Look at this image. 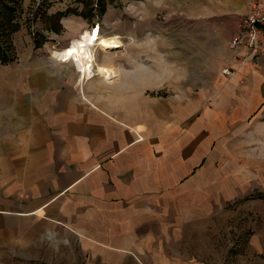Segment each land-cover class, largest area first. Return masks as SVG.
<instances>
[{
	"label": "crops",
	"instance_id": "1",
	"mask_svg": "<svg viewBox=\"0 0 264 264\" xmlns=\"http://www.w3.org/2000/svg\"><path fill=\"white\" fill-rule=\"evenodd\" d=\"M250 11L251 0H218L219 58L206 91L213 103L193 122L188 100L177 111L173 98L148 97L149 105L130 110L98 105L92 81L44 57L39 44L33 61L15 63L18 73L0 86V248L70 234L141 264H165L155 249L200 233L194 213L210 210L222 179L212 141L224 121L228 129L264 105V53L245 58L243 47L230 46Z\"/></svg>",
	"mask_w": 264,
	"mask_h": 264
},
{
	"label": "rangeland",
	"instance_id": "2",
	"mask_svg": "<svg viewBox=\"0 0 264 264\" xmlns=\"http://www.w3.org/2000/svg\"><path fill=\"white\" fill-rule=\"evenodd\" d=\"M0 1L9 6L4 9L0 4V41L11 56L8 61L0 58V86L18 73L15 63L34 60L37 44L44 57H58L78 68L65 49L85 29H99L120 35L123 44L108 50L94 46L98 61L114 69L89 79L98 105L130 110L149 105L148 97L173 98L177 111L188 100L193 122L201 107L213 103L206 91L219 58L214 32L218 0H109L104 10L96 0ZM56 10L64 14L58 17ZM46 35L50 38L41 43ZM62 35L70 37L64 45H54ZM230 46L243 47L245 58L253 54L244 46ZM263 112L264 105L245 120H230L228 129L224 121L210 153L222 177L218 198H209L210 210L194 213L191 227L200 226V233L191 232L189 241L174 238L172 247L155 249L165 264H264ZM121 253L125 252L86 246L70 234L61 239L47 234L39 246L0 248V264H141L133 255L129 259Z\"/></svg>",
	"mask_w": 264,
	"mask_h": 264
},
{
	"label": "bare ground",
	"instance_id": "3",
	"mask_svg": "<svg viewBox=\"0 0 264 264\" xmlns=\"http://www.w3.org/2000/svg\"><path fill=\"white\" fill-rule=\"evenodd\" d=\"M122 44L123 42L118 34L106 35L102 34L99 29H85L77 38L71 41L65 49V55L78 66L83 77L89 80L95 75H109L114 71L108 64L98 61L94 46H99L102 50H108Z\"/></svg>",
	"mask_w": 264,
	"mask_h": 264
},
{
	"label": "built area",
	"instance_id": "4",
	"mask_svg": "<svg viewBox=\"0 0 264 264\" xmlns=\"http://www.w3.org/2000/svg\"><path fill=\"white\" fill-rule=\"evenodd\" d=\"M232 46H244L253 54L264 53V1L252 0L251 11L242 19L235 35L230 40ZM230 74V67L222 69ZM82 72H80V77Z\"/></svg>",
	"mask_w": 264,
	"mask_h": 264
},
{
	"label": "trees",
	"instance_id": "5",
	"mask_svg": "<svg viewBox=\"0 0 264 264\" xmlns=\"http://www.w3.org/2000/svg\"><path fill=\"white\" fill-rule=\"evenodd\" d=\"M4 1H6V0H3V2ZM107 1H109V0H96V3H98V5L100 4L101 5V8H102V10H104L105 9V6L107 5ZM90 3V2H89ZM0 4L4 7V9H5V7L7 8V9H9V6L8 5H6L5 3H1V1H0ZM93 6H94V4H93ZM1 10V9H0ZM8 11H10V10H8ZM12 11H14V9H12ZM56 15H60V16H58V17H61L64 13H63V11H57L56 13H55ZM2 14L0 13V16H1ZM9 17V16H8ZM11 21H12V18L10 19ZM0 21H1V19H0ZM11 21H9V22H11ZM5 23V22H4ZM8 23V22H7ZM1 27H3V26H1ZM14 29H17V27L15 26V28ZM3 34H4V32H3ZM41 40H42V42L41 43H44L45 42V40H46V36H42V38H41ZM0 58H1V60H3V61H8V60H10L11 59V56H10V54H9V51H8V48H7V46L5 45V43H2L1 41H0Z\"/></svg>",
	"mask_w": 264,
	"mask_h": 264
},
{
	"label": "water",
	"instance_id": "6",
	"mask_svg": "<svg viewBox=\"0 0 264 264\" xmlns=\"http://www.w3.org/2000/svg\"><path fill=\"white\" fill-rule=\"evenodd\" d=\"M41 1V0H40Z\"/></svg>",
	"mask_w": 264,
	"mask_h": 264
}]
</instances>
